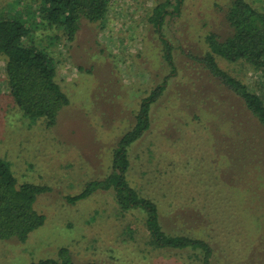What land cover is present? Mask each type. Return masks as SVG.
<instances>
[{
	"label": "rangeland",
	"instance_id": "1",
	"mask_svg": "<svg viewBox=\"0 0 264 264\" xmlns=\"http://www.w3.org/2000/svg\"><path fill=\"white\" fill-rule=\"evenodd\" d=\"M166 1L173 11L175 0H113L101 22L83 21L70 41L41 22L40 0H0V13L29 14L25 43L51 57L69 99L53 128L25 117L8 92L0 57V158L18 184L50 189L34 205L45 224L25 243L0 240V264L58 259L61 248L73 264H197L188 250L152 246L143 211L121 212L113 191L66 200L111 174L114 148L134 126L141 100L169 75L148 22ZM247 1L264 12V0ZM230 2L184 0L179 14L165 18L162 35L176 74L151 109L149 131L130 148L128 180L158 203L165 232L209 243L212 264H264V131L239 98L187 56L209 51L207 34H230ZM216 60L264 100L263 71Z\"/></svg>",
	"mask_w": 264,
	"mask_h": 264
},
{
	"label": "trees",
	"instance_id": "2",
	"mask_svg": "<svg viewBox=\"0 0 264 264\" xmlns=\"http://www.w3.org/2000/svg\"><path fill=\"white\" fill-rule=\"evenodd\" d=\"M113 0H40L38 12L41 22L57 27L68 40H73L83 21L101 22ZM184 0H175L173 11L170 2L154 7L148 22L159 34L163 46V58L169 75L140 102L135 124L116 144L112 158V172L103 180L91 182L80 194L67 197L70 204L86 200L96 191H113L121 212L143 211L149 241L156 249L188 250L197 258V264H212L213 249L204 240L189 234L170 235L161 223L160 207L149 197L139 194L130 185V148L138 143L151 126V109L166 90L168 80L176 74L171 44L163 37L162 28L167 16L180 12ZM0 13V57L4 62V77L8 92L23 115L30 120H44L46 126L56 125L59 113L69 105L67 95L56 82V69L51 57L36 46L26 44L31 35L29 14L26 19L19 12ZM230 34L220 37L206 35L209 51L203 56H187L202 65L209 75L239 98L249 114L264 131V100L248 86L222 70L216 60L219 57L229 63L244 62L256 71L264 72V12L247 0H231L225 14ZM50 189L30 183L18 184L10 164L0 158V240H17L25 243L29 236L41 228L46 218L34 205L37 197ZM185 233V232H184ZM29 264H73L68 248L58 251V259H40Z\"/></svg>",
	"mask_w": 264,
	"mask_h": 264
}]
</instances>
